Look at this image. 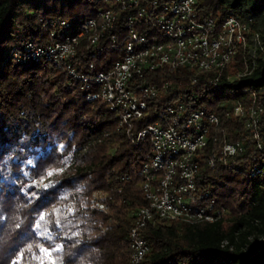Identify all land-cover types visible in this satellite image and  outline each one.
<instances>
[{"label":"trees","instance_id":"trees-1","mask_svg":"<svg viewBox=\"0 0 264 264\" xmlns=\"http://www.w3.org/2000/svg\"><path fill=\"white\" fill-rule=\"evenodd\" d=\"M108 1L0 0V264L130 262L135 212L148 204L138 171L150 141L138 143L118 129L119 117L108 103L89 102L87 91L65 73L46 62L14 58L29 41H50L47 21L93 17ZM196 7L218 22L229 14L252 15L264 37V0H197ZM124 16L112 32L122 33ZM91 49L82 39L78 69H86ZM118 57L105 50L96 70L109 69ZM243 61L240 51L219 73L161 68L140 80L156 84L158 93L134 121L136 131L154 123L162 108L179 103L220 117L208 146L194 159L201 165L200 187L213 190L230 210L213 223H150L142 230L150 250L140 264H264V174L249 173L251 165H264V121L260 150L245 119L226 115L248 104L253 90L264 103V60L257 58L250 74L229 78ZM237 141L245 146L238 169L207 165L225 143ZM126 174L130 179L122 180Z\"/></svg>","mask_w":264,"mask_h":264},{"label":"built area","instance_id":"built-area-1","mask_svg":"<svg viewBox=\"0 0 264 264\" xmlns=\"http://www.w3.org/2000/svg\"><path fill=\"white\" fill-rule=\"evenodd\" d=\"M196 4L197 0H109L107 7L77 24L76 31L72 32L74 25L68 19L47 21L50 41H29L14 54L19 63L46 62L51 69L65 73L87 91L89 102L101 99L108 103L119 117L118 129H126L138 143L150 141L151 150L138 171L148 204L135 212L129 233V264H140L149 252L142 230L150 223H213L230 213L219 204L213 190L200 187L201 165L194 159L208 146L212 127L220 123L216 113L203 108L189 110L179 103L162 108L154 123L138 131L134 122L145 115L148 101L158 93L156 84L140 82L147 72L191 67L219 73L241 51L243 67L229 76L240 79L255 69L257 58L264 60V37L252 15L229 14L218 22L214 17H202ZM122 12L123 30L118 34L112 30L118 27ZM82 39L92 48L85 70L77 66ZM107 49L118 52L119 57L109 69L97 71L96 62ZM258 95L251 91L248 104L240 103L226 115L244 118L246 130L263 150L264 103ZM244 151L242 141L227 142L207 159V165L215 168L222 163L238 169L235 162ZM249 173L264 174V165H251ZM121 179L129 180L130 175Z\"/></svg>","mask_w":264,"mask_h":264},{"label":"rangeland","instance_id":"rangeland-1","mask_svg":"<svg viewBox=\"0 0 264 264\" xmlns=\"http://www.w3.org/2000/svg\"><path fill=\"white\" fill-rule=\"evenodd\" d=\"M71 23L74 25L72 32L77 30V24H80L84 19L83 18H72L69 19ZM97 199L103 198L104 196L101 193H96L95 194Z\"/></svg>","mask_w":264,"mask_h":264},{"label":"snow or ice","instance_id":"snow-or-ice-1","mask_svg":"<svg viewBox=\"0 0 264 264\" xmlns=\"http://www.w3.org/2000/svg\"><path fill=\"white\" fill-rule=\"evenodd\" d=\"M49 175H51V173H49ZM41 219H43V217H41ZM42 251H45V250L42 249Z\"/></svg>","mask_w":264,"mask_h":264}]
</instances>
